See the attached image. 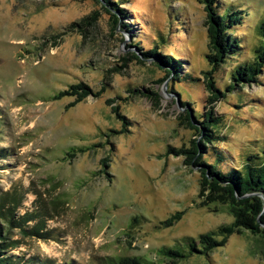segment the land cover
Masks as SVG:
<instances>
[{
	"label": "rangeland",
	"instance_id": "374dc122",
	"mask_svg": "<svg viewBox=\"0 0 264 264\" xmlns=\"http://www.w3.org/2000/svg\"><path fill=\"white\" fill-rule=\"evenodd\" d=\"M118 1L125 12L114 30L116 11L103 0H0V196L22 194L18 215L46 210L50 232L16 230L21 243L9 254L56 264H264V234L248 230L207 255L174 261L160 251L187 254L190 241L234 221L228 204L203 205L200 173L170 150L200 140L184 119L189 108L220 116L223 167L264 149V68L258 81L227 89L264 39V0H217L246 15L239 54L212 71L224 94L212 104L203 0ZM154 47L183 62L182 77L145 58ZM81 83L98 95L71 105L76 96L63 92Z\"/></svg>",
	"mask_w": 264,
	"mask_h": 264
},
{
	"label": "trees",
	"instance_id": "16d2710c",
	"mask_svg": "<svg viewBox=\"0 0 264 264\" xmlns=\"http://www.w3.org/2000/svg\"><path fill=\"white\" fill-rule=\"evenodd\" d=\"M103 1L116 11V14H112V28L115 30L125 10L120 7L118 0ZM203 2L206 4L210 38V53L207 57L212 66L210 71L205 72V84L207 91L210 93L209 102L212 104L219 99V96L224 95L217 88L212 71H215L231 57L237 56L242 49V42L236 35V28L243 23L246 14L245 12L242 14V11H244L242 9L227 11L224 5L218 3L217 0H203ZM260 26L264 37V23H261ZM143 55L145 58L158 57L163 64L169 66L176 79H179L184 71L182 61L171 55L160 54L155 47L144 52ZM263 68L264 39L260 46L255 48L254 58L239 64L235 68L232 84L227 89H232L234 84L237 83L258 81V76ZM70 89L71 91L66 90L63 93L76 96L71 105L82 101L89 95H98V92H94L89 85L84 83L72 85ZM136 91L141 93L142 89ZM63 93L60 95H64ZM150 93L156 97L158 95L156 92ZM182 105H188V103H182ZM113 109L117 111V107ZM192 112V108H189L184 119L189 127L197 132L200 140L193 139L188 147L172 148L170 150L176 155L184 156L186 165L200 173V196L205 197L203 205L214 202L228 204L234 216V221L230 225L220 227L217 232L202 234L199 237V243L196 240L190 241L187 254L181 250L163 247L160 250L161 253L173 257L174 261L194 253L207 255L211 249L223 246L227 238L234 233H242L244 230H248L253 234H264V149L247 155L245 160L242 161V165H231L229 168H227L228 166L223 167V163L226 162L224 150L220 146L221 141L218 140L220 136L214 130V126L220 121V116L215 113L213 106L208 110H201L198 118ZM121 117L124 118V116ZM21 203L22 194L20 193L5 192L0 196V264H56V262L47 258L31 257L25 259V257L9 254L21 243L14 238L16 230L21 232L23 237L46 239L50 235V232L46 231L45 221L43 220V216L47 215V211L44 210L42 214H38L40 210L38 208V212L18 215L17 210ZM179 217L177 216V218ZM30 220H38V222L30 226L28 225ZM217 235L221 236V239H218ZM106 262L107 264L153 263L140 257L108 258Z\"/></svg>",
	"mask_w": 264,
	"mask_h": 264
},
{
	"label": "water",
	"instance_id": "95a60500",
	"mask_svg": "<svg viewBox=\"0 0 264 264\" xmlns=\"http://www.w3.org/2000/svg\"><path fill=\"white\" fill-rule=\"evenodd\" d=\"M264 226V225H263Z\"/></svg>",
	"mask_w": 264,
	"mask_h": 264
}]
</instances>
